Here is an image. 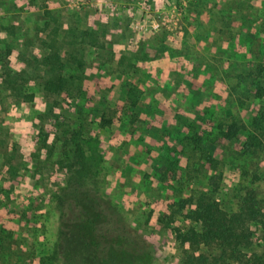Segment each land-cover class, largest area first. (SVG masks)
I'll return each mask as SVG.
<instances>
[{"label": "rangeland", "instance_id": "obj_1", "mask_svg": "<svg viewBox=\"0 0 264 264\" xmlns=\"http://www.w3.org/2000/svg\"><path fill=\"white\" fill-rule=\"evenodd\" d=\"M82 31L98 41L74 54L82 65L71 61L79 90L54 104L33 77L23 98L1 93L0 141L14 154L11 168L0 154V264L52 258L63 130L80 124L101 141L104 195L150 239L154 264H178L175 228L191 225L174 212L180 199L204 193L236 211L253 190L264 205V133L246 145L264 112L251 77L264 68V0H0V89L6 70L43 74L35 64L49 45L72 52ZM232 122L242 129L227 141ZM260 244L249 250L262 254Z\"/></svg>", "mask_w": 264, "mask_h": 264}, {"label": "trees", "instance_id": "obj_2", "mask_svg": "<svg viewBox=\"0 0 264 264\" xmlns=\"http://www.w3.org/2000/svg\"><path fill=\"white\" fill-rule=\"evenodd\" d=\"M93 32L82 31L88 36L81 38L80 47L72 46V52L49 45L50 54L43 62L35 64L43 70L39 76L31 74L24 79L21 74L13 76V72L6 70L0 101L2 91L23 98L21 85L36 77L46 99L59 105V98L69 96L70 91L77 88L74 81L78 75L71 74L70 65L73 60L77 65L83 62L75 59L74 54L91 45L97 49L98 39H93L96 37ZM101 57L105 63V56ZM251 77L257 83L255 97H264V68L252 70ZM141 94L136 85L130 86L126 100L132 108L137 106ZM101 119L104 122L101 126L113 124L110 118L102 116ZM263 122L264 112H261L253 120L254 131L249 135L247 147L260 143V136L264 133ZM241 129L240 124L232 122L221 134L230 141L238 137ZM63 137L64 152L58 166L65 173V183L58 189L55 199L57 240L52 258L44 259L42 264H50V260L54 261L51 264H154L156 253L150 239L127 220L120 205L102 192L105 166L100 139L86 135L85 124L71 129L65 126ZM9 148L5 140L0 141V154L3 157L11 155L8 160L4 158L11 168L14 153L10 154ZM207 159L210 163L216 161L211 156ZM176 205L174 212L191 223L175 228V237L181 248L178 264H264V251L258 254L249 250L259 243L264 249V205L255 197L253 190L246 192L236 211L224 209L217 200L204 193L180 199ZM188 206L192 208L184 212ZM255 224L262 231L260 236L253 229Z\"/></svg>", "mask_w": 264, "mask_h": 264}]
</instances>
